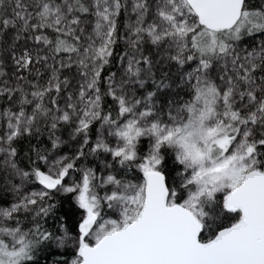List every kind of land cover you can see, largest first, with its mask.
<instances>
[{"label":"snow or ice","instance_id":"1","mask_svg":"<svg viewBox=\"0 0 264 264\" xmlns=\"http://www.w3.org/2000/svg\"><path fill=\"white\" fill-rule=\"evenodd\" d=\"M0 264H264V0H0Z\"/></svg>","mask_w":264,"mask_h":264},{"label":"trees","instance_id":"2","mask_svg":"<svg viewBox=\"0 0 264 264\" xmlns=\"http://www.w3.org/2000/svg\"><path fill=\"white\" fill-rule=\"evenodd\" d=\"M65 150H67V149H65ZM68 207V205H67V203H65V208H67ZM75 217H71L70 218V220H69V225L70 226H72L74 223H75ZM56 225H54V223L50 220L49 222H48V224L46 225V227H48L49 228V230H52L54 227H55Z\"/></svg>","mask_w":264,"mask_h":264},{"label":"rangeland","instance_id":"3","mask_svg":"<svg viewBox=\"0 0 264 264\" xmlns=\"http://www.w3.org/2000/svg\"><path fill=\"white\" fill-rule=\"evenodd\" d=\"M257 39H259V37Z\"/></svg>","mask_w":264,"mask_h":264}]
</instances>
